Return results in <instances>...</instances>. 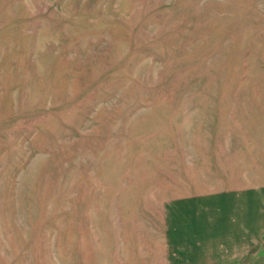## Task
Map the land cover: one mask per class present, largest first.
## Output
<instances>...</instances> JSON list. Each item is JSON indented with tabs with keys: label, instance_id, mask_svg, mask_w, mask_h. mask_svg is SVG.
<instances>
[{
	"label": "rangeland",
	"instance_id": "obj_1",
	"mask_svg": "<svg viewBox=\"0 0 264 264\" xmlns=\"http://www.w3.org/2000/svg\"><path fill=\"white\" fill-rule=\"evenodd\" d=\"M0 264H264V0H0Z\"/></svg>",
	"mask_w": 264,
	"mask_h": 264
}]
</instances>
